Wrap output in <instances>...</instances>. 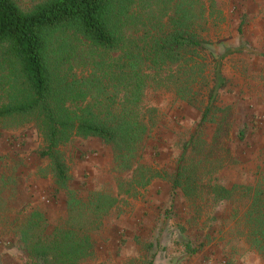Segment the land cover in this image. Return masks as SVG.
<instances>
[{
	"label": "trees",
	"instance_id": "obj_1",
	"mask_svg": "<svg viewBox=\"0 0 264 264\" xmlns=\"http://www.w3.org/2000/svg\"><path fill=\"white\" fill-rule=\"evenodd\" d=\"M203 7L201 0H38L21 8L15 0H0V119L34 120L45 142L38 155L49 161L54 190L66 191L60 224L49 228L38 210L17 220L14 238L34 264H77L90 257V231L118 201L105 191L88 190L82 198L67 189L57 146L71 134L98 138L109 147L113 171L131 173L126 194L152 178H165L170 184L165 218L177 194L198 195L206 160L201 128L223 113L216 103L226 82L220 66L232 51L228 47L216 54L212 47L219 41L201 35ZM209 65L194 129L180 141L173 169L160 174L140 162L153 128V109L143 108L146 91L175 88L189 103L186 96L193 93L187 84L177 85L175 75H192ZM237 127L233 140L242 141L250 128L243 121ZM262 167L264 162L251 184L227 187L212 177L210 196L213 206L231 205L236 226L264 262ZM182 245L190 251L188 243ZM152 257L146 264H153Z\"/></svg>",
	"mask_w": 264,
	"mask_h": 264
},
{
	"label": "rangeland",
	"instance_id": "obj_2",
	"mask_svg": "<svg viewBox=\"0 0 264 264\" xmlns=\"http://www.w3.org/2000/svg\"><path fill=\"white\" fill-rule=\"evenodd\" d=\"M37 1L15 0L21 8ZM201 1V35L211 42L219 41L212 47L216 54L228 47L232 51L220 66L226 82L216 103L223 113L216 123L201 128L206 160L198 195L187 199L177 194L172 212L165 218L170 187L165 178H152L145 187L126 194L124 183L131 173L113 171L109 147L98 138L71 134L57 146L67 169V189L79 191L77 196L82 198L88 190L105 191L118 198L90 231L93 254L77 264H146L151 255L153 264H264L236 226L231 205L222 202L213 206L210 196L212 177L227 187L251 184L264 162V109L256 103L254 110L246 101L260 86L248 82V77L264 82V0ZM240 22L242 32L238 35ZM209 69L210 65L199 67L192 75H175L177 85L181 81V86L187 84V91L193 93L186 96L189 103L174 93L175 88L146 91L143 108L153 109V128L145 140L141 163L160 174L173 169L180 141L189 137L203 107ZM254 73L258 77H253ZM253 111L260 112L261 122L255 121ZM241 121L251 132L244 140L235 141L233 135ZM44 145L33 119H0V264H34L14 238L17 220L26 213L40 211L49 228L66 216V191L54 190L49 161L38 155ZM24 163L35 171L28 168L18 175V187L12 172ZM182 243L190 245V254Z\"/></svg>",
	"mask_w": 264,
	"mask_h": 264
},
{
	"label": "crops",
	"instance_id": "obj_3",
	"mask_svg": "<svg viewBox=\"0 0 264 264\" xmlns=\"http://www.w3.org/2000/svg\"><path fill=\"white\" fill-rule=\"evenodd\" d=\"M255 69V68H254ZM239 73L237 72L236 73V75H238ZM264 76V75H263ZM253 77H258V75H255V73H254V75H253ZM249 78V81L248 82H252V83H259L260 84V86H258V87H256V89L253 91V93L252 94H248L249 96H250V98L247 100L246 99V101H247V104H249L252 108H254V110L256 109V103H260V105L259 106H262V108L264 109V82L261 84L260 83V81H257V80H255V82L253 81V80H250V77H248ZM264 79V78H263ZM248 80V79H247ZM239 91H237V93H238ZM236 93V94H237ZM256 95V96H255ZM232 104V103H231ZM252 111V110H251ZM253 112H255L256 113V111H253ZM261 114H262V112H261ZM256 115H257V117L255 118V121H260L261 122V116L262 115H264V114H262V115H260V112L257 114L256 113ZM30 165L28 164H25L24 163V165L22 164V165H20V166H18V167H16V171H14V172H12V175L14 176V177H12V179L14 180V184H16V186H18L19 187V183H20V181L17 183V181H18V178H17V176L18 175H21V174H23V173H26L25 172V170L26 169H28V168H32V167H29ZM36 168V167H35ZM38 168V167H37ZM32 170H34L35 171V169H34V167L32 168ZM41 179V178H40ZM46 185H47V183H46ZM49 185V184H48ZM47 185V186H48ZM22 188H24V186L22 187ZM48 188L50 189V187L48 186ZM19 189V188H18Z\"/></svg>",
	"mask_w": 264,
	"mask_h": 264
}]
</instances>
